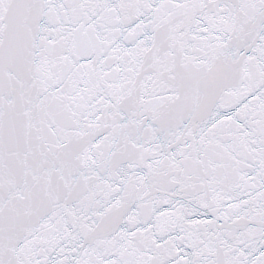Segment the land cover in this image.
<instances>
[{
  "label": "snow or ice",
  "instance_id": "snow-or-ice-1",
  "mask_svg": "<svg viewBox=\"0 0 264 264\" xmlns=\"http://www.w3.org/2000/svg\"><path fill=\"white\" fill-rule=\"evenodd\" d=\"M0 264H264V0H0Z\"/></svg>",
  "mask_w": 264,
  "mask_h": 264
}]
</instances>
